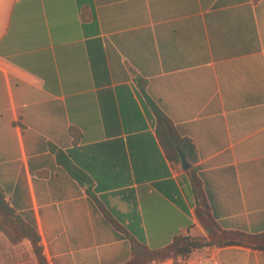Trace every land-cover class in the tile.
Returning a JSON list of instances; mask_svg holds the SVG:
<instances>
[{"label":"crops","instance_id":"0c3cea01","mask_svg":"<svg viewBox=\"0 0 264 264\" xmlns=\"http://www.w3.org/2000/svg\"><path fill=\"white\" fill-rule=\"evenodd\" d=\"M196 190L221 229L264 236V0H0V264H40L32 232L46 264L208 238ZM204 257L264 264H152Z\"/></svg>","mask_w":264,"mask_h":264},{"label":"trees","instance_id":"16d2710c","mask_svg":"<svg viewBox=\"0 0 264 264\" xmlns=\"http://www.w3.org/2000/svg\"><path fill=\"white\" fill-rule=\"evenodd\" d=\"M156 120L159 122L157 131L160 139L169 157L176 161L181 162L180 153L187 155L185 147L182 145L180 138L174 133L169 120L157 108H155ZM197 197V216L209 234L208 238L194 237L187 235H178L175 237L172 244L161 250H144L142 253H137L134 258L127 264H152V262H163L167 259H189L193 255L210 251L215 248L231 247V246H245L253 249L264 250V236L249 235L243 232L226 231L221 229L213 217L209 214L206 205L201 201L199 193L196 190ZM14 211L6 202L4 196L0 192V229H4L1 218H14ZM27 237L32 241L34 253L40 264H46V260L40 246V238L32 232ZM13 242H18V239L11 238ZM22 237L20 238L21 241ZM141 247V246H140Z\"/></svg>","mask_w":264,"mask_h":264},{"label":"built area","instance_id":"2783aa9c","mask_svg":"<svg viewBox=\"0 0 264 264\" xmlns=\"http://www.w3.org/2000/svg\"><path fill=\"white\" fill-rule=\"evenodd\" d=\"M213 260L211 259V257H204V258H200L199 260L195 261V262H190L188 260V263L190 264H212Z\"/></svg>","mask_w":264,"mask_h":264},{"label":"water","instance_id":"95a60500","mask_svg":"<svg viewBox=\"0 0 264 264\" xmlns=\"http://www.w3.org/2000/svg\"><path fill=\"white\" fill-rule=\"evenodd\" d=\"M180 156H181L184 168L189 169L190 165L187 163L185 155L183 153H180Z\"/></svg>","mask_w":264,"mask_h":264}]
</instances>
